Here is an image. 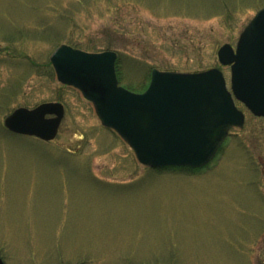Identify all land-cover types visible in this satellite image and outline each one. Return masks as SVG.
Wrapping results in <instances>:
<instances>
[{"label": "rangeland", "instance_id": "1", "mask_svg": "<svg viewBox=\"0 0 264 264\" xmlns=\"http://www.w3.org/2000/svg\"><path fill=\"white\" fill-rule=\"evenodd\" d=\"M264 0H0V258L4 264H264V118L243 105L203 169H150L57 79L59 45L114 51L119 85L153 69H219ZM59 102L52 141L12 134V110Z\"/></svg>", "mask_w": 264, "mask_h": 264}, {"label": "water", "instance_id": "2", "mask_svg": "<svg viewBox=\"0 0 264 264\" xmlns=\"http://www.w3.org/2000/svg\"><path fill=\"white\" fill-rule=\"evenodd\" d=\"M116 58L114 51L88 53L62 44L49 61L56 79L91 102L101 125L115 131L148 168L209 163L229 129L243 126L234 100L264 117V8L242 30L235 49L224 44L217 51L219 64L230 68V90L217 68L195 73L153 69L147 88L134 93L118 85ZM63 115L61 103L44 102L14 109L3 126L51 141Z\"/></svg>", "mask_w": 264, "mask_h": 264}, {"label": "bare ground", "instance_id": "3", "mask_svg": "<svg viewBox=\"0 0 264 264\" xmlns=\"http://www.w3.org/2000/svg\"><path fill=\"white\" fill-rule=\"evenodd\" d=\"M219 149H220V148H219ZM219 149H218V151H219ZM218 151H217V153H218ZM217 153H216V154H217Z\"/></svg>", "mask_w": 264, "mask_h": 264}, {"label": "trees", "instance_id": "4", "mask_svg": "<svg viewBox=\"0 0 264 264\" xmlns=\"http://www.w3.org/2000/svg\"><path fill=\"white\" fill-rule=\"evenodd\" d=\"M116 73H117V69H116Z\"/></svg>", "mask_w": 264, "mask_h": 264}, {"label": "flooded vegetation", "instance_id": "5", "mask_svg": "<svg viewBox=\"0 0 264 264\" xmlns=\"http://www.w3.org/2000/svg\"><path fill=\"white\" fill-rule=\"evenodd\" d=\"M201 169H203V168H201ZM192 170V169H191Z\"/></svg>", "mask_w": 264, "mask_h": 264}]
</instances>
